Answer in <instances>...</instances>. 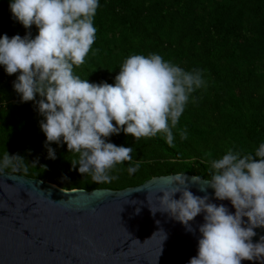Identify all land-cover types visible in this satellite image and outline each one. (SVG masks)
<instances>
[{
	"label": "trees",
	"instance_id": "1",
	"mask_svg": "<svg viewBox=\"0 0 264 264\" xmlns=\"http://www.w3.org/2000/svg\"><path fill=\"white\" fill-rule=\"evenodd\" d=\"M11 2L0 0V36L35 38L37 26L26 29L16 20ZM93 24L95 43L85 63L73 68L81 79L115 84L134 54H159L185 71L201 72L204 84L189 94L171 129L172 145L163 133L138 140L122 130L112 134L106 142L131 147L133 159L109 171L111 183H97L73 166L79 154L62 140L48 145L55 150V159L49 158L40 127L45 117L36 103L41 97L22 102L13 86L20 73L9 75L0 65V162L7 152L25 158L17 171L3 170L65 189L121 190L176 173L211 179L213 160L229 152L254 155L264 144V0H99Z\"/></svg>",
	"mask_w": 264,
	"mask_h": 264
},
{
	"label": "clouds",
	"instance_id": "2",
	"mask_svg": "<svg viewBox=\"0 0 264 264\" xmlns=\"http://www.w3.org/2000/svg\"><path fill=\"white\" fill-rule=\"evenodd\" d=\"M9 6L16 20L26 29L36 25L38 34L35 38L0 36V65L9 75L20 73L13 86L22 102L36 100L37 94L41 97L36 103L45 117L40 127L49 158L55 159V150L48 145L62 140L70 153L79 154V160L72 163L74 167L79 164L81 174L91 173L97 183H111L115 177L109 171L131 162L133 149L105 138L121 130L136 140L163 133L172 145L171 129L189 94L204 84L199 70L185 71L159 54H134L120 67L115 84L90 83L75 75L73 68L85 63L95 43L93 19L99 0H12ZM181 138L186 134L181 133ZM24 160L7 152L0 170L11 167L15 172ZM137 168L128 171L134 173ZM211 168L207 186L200 185L198 175L191 183H198L199 191L205 193L208 187L214 189L215 198L229 200L234 213L224 204L211 202L208 194H193L184 173L165 179L159 190L163 195L156 196L159 206L149 205L151 213H166L192 233L196 229L191 222L204 214V223L198 226V252L188 264H242L245 260L264 264V236L257 242L252 239L255 229L264 227V144L254 155L229 152L213 160ZM61 191L66 192L65 188Z\"/></svg>",
	"mask_w": 264,
	"mask_h": 264
},
{
	"label": "water",
	"instance_id": "3",
	"mask_svg": "<svg viewBox=\"0 0 264 264\" xmlns=\"http://www.w3.org/2000/svg\"><path fill=\"white\" fill-rule=\"evenodd\" d=\"M171 175L121 190L63 192L49 181L0 170V264H188L198 252L204 214L191 222L196 229L192 233L166 213L153 215L149 208L159 206L156 196L163 195L159 190ZM185 176L193 194H208L211 202L235 212L229 200L215 198L214 189L199 191V184L191 183L194 175ZM207 183L201 178L200 185ZM255 231L253 242L264 236V227Z\"/></svg>",
	"mask_w": 264,
	"mask_h": 264
}]
</instances>
